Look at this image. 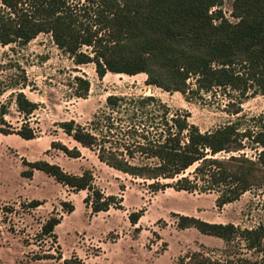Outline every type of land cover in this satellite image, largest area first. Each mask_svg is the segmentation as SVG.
I'll return each instance as SVG.
<instances>
[{
	"label": "trees",
	"instance_id": "16d2710c",
	"mask_svg": "<svg viewBox=\"0 0 264 264\" xmlns=\"http://www.w3.org/2000/svg\"><path fill=\"white\" fill-rule=\"evenodd\" d=\"M0 1L1 46H26L40 35L50 34L77 66L94 64L101 79L108 73L131 77L145 74L147 86L167 93L201 96L223 89L238 93L241 99L264 95V0H232V17L237 22L225 17V0H84L81 7L82 0ZM76 7H83V14H78ZM83 48L92 51L84 52ZM22 80L16 83L17 87H27L26 77ZM75 84L77 97L86 99L90 82L76 77ZM16 100L20 113L27 118L39 108L23 92L18 93ZM121 101L110 96L107 106L113 113L128 116L124 133L128 142L110 137L114 126L111 115L98 119L93 131L75 121L63 122L60 127L83 148L97 151L102 163L133 178L157 181L152 186L159 190L195 192L200 180L207 184V191L220 192L217 204L224 207L253 189H264V114L248 121L242 116L236 122L203 133L190 123L189 113L171 115L169 107L160 100L158 103L156 97H144L140 103ZM242 105L238 102L230 114L240 115ZM7 114V108L1 106V134H17L27 141L36 138L26 123L15 132L5 120ZM102 122L106 124L105 133ZM51 147L70 158L81 157L80 150L69 149L61 142H53ZM248 149L255 150L256 155L249 156ZM219 154L227 156L218 159ZM28 166L31 171H26L25 177H32L36 170L74 190L92 192L86 202L93 199L94 213L108 212L117 205L115 197L105 198L94 188L89 170L77 176L47 161ZM194 166V179H178ZM160 180L176 182L161 184ZM32 205L39 207L41 203L35 201ZM65 206L74 211L70 205ZM142 216L140 212L132 213L129 219L137 225ZM60 224V219H50L43 226V236L55 238ZM178 226L196 228L204 235L222 239L227 249L243 246L245 253L238 259L229 257L226 264H264V224L243 229L179 215ZM198 264L222 263L204 259Z\"/></svg>",
	"mask_w": 264,
	"mask_h": 264
},
{
	"label": "rangeland",
	"instance_id": "374dc122",
	"mask_svg": "<svg viewBox=\"0 0 264 264\" xmlns=\"http://www.w3.org/2000/svg\"><path fill=\"white\" fill-rule=\"evenodd\" d=\"M84 2L79 3L80 7ZM232 4V0H225L222 10L229 21L237 22L232 17ZM80 7H76L77 13L83 14L84 8ZM83 51L92 50L83 48ZM23 76L27 87H17ZM76 77L91 84L86 99L77 97ZM146 80L145 74L131 77L112 73L101 79L94 64L77 66L70 55L58 48L50 34H42L26 46L0 45V112L1 106L7 108L5 120L15 132L26 123L36 134L34 140L27 141L17 134L0 133V264H67L66 261L70 264H198L204 259L226 264L229 257L238 259L245 253L243 246L227 249L224 240L204 235L196 228L181 229L179 215L213 224L254 228L264 224V189H253L224 207L217 204L220 192L207 191V184L200 180L195 192L159 190L152 186L157 181L133 178L102 163L97 151L83 148L60 127L63 122L75 121L93 131L98 119L111 115L110 123L114 126L109 131L110 137L130 141L124 134L129 118L113 113L107 106L110 96L123 99L119 103H140L139 99L144 97H156L158 103L160 100L169 107L171 115L189 113L190 123L203 133L236 122L242 116L248 121L264 114L261 94L241 99L236 92L217 89L201 96H184L147 86ZM191 82L194 85L195 81ZM20 92L39 104L38 110L28 118L17 106ZM238 102L243 103V112L232 116L229 111ZM104 125L102 122L105 133ZM53 142H61L69 149L77 148L81 157L70 158L52 149ZM246 153L255 156L257 152L248 149ZM225 156L219 154L216 158ZM137 158L142 161L140 156ZM37 161L57 164L77 176L91 171L94 188L105 198L115 197L117 205L108 212L94 213L93 199L86 202L92 192L74 190L36 170L32 177H25L24 173L31 171L28 164ZM195 168L178 179L188 176L194 179ZM175 182L160 180L161 184ZM35 201L41 206L34 207ZM138 212L143 216L134 225L129 217ZM54 217L61 220L55 238L43 236V226Z\"/></svg>",
	"mask_w": 264,
	"mask_h": 264
}]
</instances>
